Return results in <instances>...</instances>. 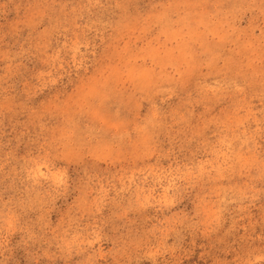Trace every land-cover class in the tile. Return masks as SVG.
<instances>
[{
	"label": "rangeland",
	"instance_id": "rangeland-1",
	"mask_svg": "<svg viewBox=\"0 0 264 264\" xmlns=\"http://www.w3.org/2000/svg\"><path fill=\"white\" fill-rule=\"evenodd\" d=\"M0 264H264V0H0Z\"/></svg>",
	"mask_w": 264,
	"mask_h": 264
}]
</instances>
